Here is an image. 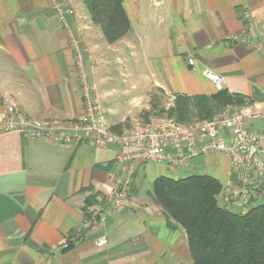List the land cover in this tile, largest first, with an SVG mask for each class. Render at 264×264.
Wrapping results in <instances>:
<instances>
[{
  "label": "crops",
  "instance_id": "1",
  "mask_svg": "<svg viewBox=\"0 0 264 264\" xmlns=\"http://www.w3.org/2000/svg\"><path fill=\"white\" fill-rule=\"evenodd\" d=\"M122 2L130 29L111 46L102 42L90 16L78 13V0H0V119L7 103L30 122L72 121L83 115L73 62L75 35L87 82L102 107L94 71L109 65L110 54L122 63L121 56L137 58L139 65L140 58H156L148 93L171 101L176 94L212 96L218 91L203 75L209 70L223 78L222 90L245 101L226 111L251 109L257 117L249 121V130L264 132V54L256 47L264 41V0ZM242 30L250 43L230 42ZM148 93L133 98L134 109L145 104ZM111 115L109 127L129 130L124 124L132 116L117 122ZM129 151L0 132V264H191L184 230L168 222L152 200V184L160 177H212L222 186L219 205L242 214L225 200L227 186L236 182L229 158L218 153L194 157L192 149H179L167 151L183 157L177 168L137 162L120 212L96 222L95 233H88L89 211L122 172L116 155ZM261 181L263 199L250 207L264 203ZM98 236L105 239L102 247L95 245ZM65 244L71 247L62 250Z\"/></svg>",
  "mask_w": 264,
  "mask_h": 264
},
{
  "label": "built area",
  "instance_id": "2",
  "mask_svg": "<svg viewBox=\"0 0 264 264\" xmlns=\"http://www.w3.org/2000/svg\"><path fill=\"white\" fill-rule=\"evenodd\" d=\"M67 14L71 16L72 12L68 11ZM62 22L65 23V20L62 19ZM229 40L245 44L251 41L243 30ZM72 44L76 52L73 62L83 98V115L72 121L30 122L14 110L16 107L13 104L7 103L5 116L0 119V132L20 131L28 139H47L63 145L83 143L101 149L115 145L132 150L116 155V161L122 165V172L104 200L89 211V220L84 226L88 233H95L96 222L101 224L107 216L120 212L128 196L137 162L165 163L173 168L182 165V156H174L167 151L192 149L194 157L209 153L228 157L236 173V182L227 186L225 200L241 208L242 214L253 202L263 199L264 132L258 134L248 128L249 121L256 118L257 113L249 108L232 113L225 111L212 120L188 125L169 118L151 119L146 125L122 130L121 133L112 132L103 118L102 104L94 98V88L87 82L79 41L75 35L72 36ZM256 47L264 54V41L257 43ZM203 75L218 92L222 90V77L209 70H205ZM96 239L97 247L105 245L103 236ZM68 246H62V250Z\"/></svg>",
  "mask_w": 264,
  "mask_h": 264
},
{
  "label": "trees",
  "instance_id": "3",
  "mask_svg": "<svg viewBox=\"0 0 264 264\" xmlns=\"http://www.w3.org/2000/svg\"><path fill=\"white\" fill-rule=\"evenodd\" d=\"M81 1L107 44L112 46L126 36L130 21L122 0ZM244 105V99L226 90L212 96L176 94L165 114L188 125ZM111 131L121 133L122 126H112ZM221 191V184L209 176L160 177L152 184L151 197L167 221L184 230L191 264H264V203L235 214L219 205Z\"/></svg>",
  "mask_w": 264,
  "mask_h": 264
},
{
  "label": "rangeland",
  "instance_id": "4",
  "mask_svg": "<svg viewBox=\"0 0 264 264\" xmlns=\"http://www.w3.org/2000/svg\"><path fill=\"white\" fill-rule=\"evenodd\" d=\"M78 2L80 4L78 13L81 12L88 18L89 13L86 6L83 5L81 0H78ZM89 22H91V19ZM91 24L97 30V34L102 35L99 25ZM101 38H103V35ZM102 42H106L104 38ZM121 58L124 60L123 63L118 60L117 56L110 54L107 58L109 65H99L94 71L97 75L98 93L100 98H102V102H104L102 114L105 123L109 125V120L113 119L111 113H115V121L117 122L132 116V118L127 120L128 123L126 121L124 124L126 129L146 125L151 119H170L165 114V111L172 107L173 100L171 101L158 92L148 93L153 81L151 73L155 74L158 68L156 61L158 60L156 58H140L141 64L139 65L137 58L129 59L126 55L121 56ZM144 86H146V89H144ZM146 92L148 96L145 104L134 109L133 98L144 95ZM171 119L176 121L175 118Z\"/></svg>",
  "mask_w": 264,
  "mask_h": 264
}]
</instances>
